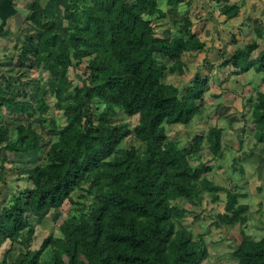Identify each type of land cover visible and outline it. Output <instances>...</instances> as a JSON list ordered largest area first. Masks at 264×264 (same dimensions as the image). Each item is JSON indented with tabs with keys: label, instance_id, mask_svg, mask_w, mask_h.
Returning a JSON list of instances; mask_svg holds the SVG:
<instances>
[{
	"label": "trees",
	"instance_id": "trees-1",
	"mask_svg": "<svg viewBox=\"0 0 264 264\" xmlns=\"http://www.w3.org/2000/svg\"><path fill=\"white\" fill-rule=\"evenodd\" d=\"M46 1L37 0L28 10L26 23L36 36L26 37L31 47L22 48L23 61L31 59L36 73L29 83L39 89L34 104L15 100L0 87V114L26 119L9 131L0 125L2 149L42 155L43 163L28 173L30 186L0 208V247L10 245L0 264H202L206 243L182 224L189 211L177 203L199 206L203 194L212 203L219 200L223 189L207 177L211 168L193 167L191 160L204 141L211 156L221 159L223 131L211 127L183 149L167 142L165 129L189 124L204 104L208 78L195 74L182 88L164 82L185 74L183 55L204 50L190 17L175 20L177 28L164 37L151 26V20L166 17L158 0H67L62 15L47 12ZM184 1L166 5L174 9ZM239 9L223 4L218 10L227 21ZM253 32L264 38V29ZM257 47L252 41L219 66L264 77V51L250 59ZM157 57L171 63L160 64ZM84 60L82 85L72 86L68 71ZM262 84L252 102L255 146H264V78ZM119 113L136 117V124L129 128L113 119ZM35 125L46 127L55 140L47 142ZM9 133L12 139L6 141ZM132 133L142 152L119 148ZM245 197L238 190L226 192L216 227L247 223L248 206L239 202ZM65 201L69 210L58 227L60 237L49 236L32 249L29 218H44ZM240 239L231 253L237 264H264V235L255 241L240 232Z\"/></svg>",
	"mask_w": 264,
	"mask_h": 264
},
{
	"label": "rangeland",
	"instance_id": "rangeland-1",
	"mask_svg": "<svg viewBox=\"0 0 264 264\" xmlns=\"http://www.w3.org/2000/svg\"><path fill=\"white\" fill-rule=\"evenodd\" d=\"M243 4L249 0H241ZM231 4L234 0H185L182 4L171 9L166 5V0H158V6L165 14V19L151 20V26L156 35L169 37L176 26H172L175 20L188 16L191 19V30L205 47L202 53H191L182 56L186 64V72L183 76H166L164 82L182 88L195 74L208 78L203 96V106L199 115L195 116L187 125L166 126L167 142H175L180 148L188 149L194 139L205 136L208 129L217 127L222 129L221 141L223 157L215 159L207 148V142L201 145L200 153L195 155L191 163L193 167L207 165L211 171L207 177L217 186L221 187L219 200L212 203L210 198L203 194L201 204L193 207L185 201H178L179 207L189 211V215L182 221L194 237L200 235L204 239L208 258L202 264H237L232 257L233 249L240 243V232H244L257 241L264 235V146H255L253 140L254 126L251 112L255 95L263 90V75L249 71L244 74H235L231 67H220L219 64L231 56L232 51L242 48L244 45L255 41L257 38L249 28L252 24H239L238 20L220 23L219 8L223 4ZM62 4V3H61ZM247 4V3H245ZM65 5V4H64ZM64 5L58 11L62 15ZM60 6V5H59ZM242 8V9H241ZM249 5L240 7L239 11H250ZM51 12V10H50ZM242 19V17H240ZM245 27L248 30L244 29ZM36 35L33 31L31 36ZM29 36V35H28ZM257 50L252 52L250 59H255L260 51H264V38L257 39ZM25 48L31 47L28 41H23ZM13 70L0 71V87L8 92L13 99H21L34 104L38 94V87L29 83L36 77L31 59L23 61L17 53H12ZM20 61V62H19ZM158 63L170 64L157 57ZM85 60L77 68H70L68 78L72 86L82 85L85 72ZM3 77V78H2ZM31 87V88H30ZM64 94L63 97H67ZM58 123H62L59 112H53ZM116 121L127 122L129 128L136 124V117L126 118L122 113L113 117ZM25 125L26 119L21 116H10L8 113L0 114V125L8 131L19 125ZM34 130L44 136L47 142L55 140V137L47 131L35 125ZM11 133L6 137L12 139ZM3 145V144H2ZM0 145V208L10 197L23 189L28 188V173L41 166L42 155H13L7 153ZM135 148L142 152L143 145L137 141L132 133L120 145L121 149ZM45 151L47 148L44 149ZM242 169V171H240ZM238 190L245 194L240 199L241 204L248 206V221L244 226L216 227L215 216L223 213L225 194L227 191ZM69 210V203L65 201L59 209L49 212L44 218H29L34 227V239L32 249H37L47 237H60L58 230ZM9 242L0 247V262L3 254L9 249ZM18 246L11 250V255L16 256Z\"/></svg>",
	"mask_w": 264,
	"mask_h": 264
},
{
	"label": "crops",
	"instance_id": "crops-1",
	"mask_svg": "<svg viewBox=\"0 0 264 264\" xmlns=\"http://www.w3.org/2000/svg\"><path fill=\"white\" fill-rule=\"evenodd\" d=\"M35 1L37 0H0V71L4 70L5 72H10L8 74H11L10 70L13 69L10 67V65L14 61L13 59V61L11 62L13 57L11 55L12 53H17L18 56H20V58L23 60L22 48H25L27 45L23 46L22 44L23 41H25L26 37H28V35H31L32 32V30L26 23V17L28 15V10L32 7ZM66 1L67 0H48L45 3V9L49 13L50 10L51 12L58 10L59 8L63 7V4L61 3H65ZM234 1L235 2L231 4H237L239 5V7L249 5V7L252 9H250L249 12L240 10L235 18L227 21H232L237 18L236 20H238L239 24H247L248 28V24H252V27L249 28L252 32L255 29H264V0H249V2H245L247 4H243L241 0ZM240 17H242V19H240ZM219 18L221 24H227V21L222 15H220ZM247 27H245L244 29L248 30ZM255 41L256 43L258 42L257 39ZM234 51L232 52L234 53ZM233 53H231V55ZM256 58L257 57L251 60L255 61Z\"/></svg>",
	"mask_w": 264,
	"mask_h": 264
}]
</instances>
